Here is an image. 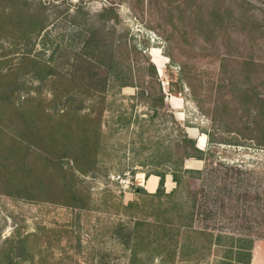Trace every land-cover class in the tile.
<instances>
[{
  "label": "rangeland",
  "instance_id": "obj_1",
  "mask_svg": "<svg viewBox=\"0 0 264 264\" xmlns=\"http://www.w3.org/2000/svg\"><path fill=\"white\" fill-rule=\"evenodd\" d=\"M110 3L118 13V20L105 22L107 39L115 44L121 36L129 47L135 45L130 62L133 68L139 67L133 74L136 82H148L150 96L133 100V106L129 99L135 91L133 87L121 88L114 97L110 93L106 96L107 100L116 98V102H121V109L130 112L131 119L127 127L108 137L116 151L103 155L104 165L92 173L78 175L77 182L88 191L93 209L79 212L58 203L26 202L0 194V264H31L29 257L1 256L3 241L17 233H36L39 226L73 229L70 238L64 236L53 241L47 250L52 259H58L64 250L71 255L67 264H128V250L111 235L110 221L112 224L119 217L101 201L126 203L135 197L132 192L135 185L152 192L146 186L153 175L145 176L149 166L141 163L148 150L138 148L139 140L171 144L182 130L204 150L209 141L202 131L213 132L212 141L216 144L215 154L209 158L212 166L217 167L215 163L221 161L232 168L239 164L245 167L239 173L236 169L229 171L224 177L232 191L224 194L227 198L230 195L226 210L204 221L196 220L193 226L248 232L255 239L254 264H264V0H0L8 10L19 7L34 12L42 5L52 47L61 38L63 42H71V34H75L72 20L76 24L100 26L96 14ZM30 42L33 52L40 50L37 37ZM154 51L160 60L158 64ZM2 52L3 57L13 58L3 38ZM49 54L45 50L42 57L48 59ZM146 57L154 64L156 77L150 75ZM20 80L23 81L18 93L20 100L27 94L44 100L51 96L47 81L33 80L29 73L21 74ZM159 92L161 106L156 101ZM152 103L158 112L150 121L146 112ZM109 116V110H104L101 120L105 125L110 124ZM3 121L8 142L19 134V128L15 120L10 125ZM140 126L143 131L139 134ZM253 136L260 142L258 145L249 139ZM184 163L190 168L203 167L201 160L189 159ZM220 182L217 179L215 186H222ZM234 182L240 185L236 187ZM198 184L196 179L187 178L185 185L196 189ZM173 186L166 174L164 190ZM232 193L240 198L234 199ZM38 237L36 246L30 249L36 258L39 255L35 248L43 249L44 235ZM140 254V259L132 264H143V253ZM216 254L211 249L208 258L202 260L190 250L183 255L186 259L181 254L173 258L153 256L144 264H205L207 260L206 264H210Z\"/></svg>",
  "mask_w": 264,
  "mask_h": 264
},
{
  "label": "trees",
  "instance_id": "obj_2",
  "mask_svg": "<svg viewBox=\"0 0 264 264\" xmlns=\"http://www.w3.org/2000/svg\"><path fill=\"white\" fill-rule=\"evenodd\" d=\"M113 7L110 3L97 12L96 17L101 21L98 27L86 26L84 22L76 24L72 20L75 34H71V42H63L61 38L52 47L42 5L37 11L28 12L19 7L8 10L0 4V39L6 40L13 52L12 59L3 57L4 52L0 54V194L26 202L58 203L79 212L95 207L88 191L77 182L78 175L92 173L104 165L103 155L116 151L108 137L127 127L131 119V113L121 109V102H116V98L107 100L106 96L110 93L114 97L121 88L133 87L130 106L150 96L148 82H136L133 74L139 67L133 68L130 62L135 45L129 47L121 36L115 44L107 39L105 22L118 20ZM32 37H37L40 44L36 52L30 42ZM45 50L50 51L48 59L42 57ZM145 60L150 75L156 77L154 64L147 57ZM23 73H29L38 82L47 81L51 96L44 100L27 94L20 100ZM180 90L181 87L176 92ZM156 101L161 106V93ZM104 110H109V125L101 120ZM157 112L158 107L153 103L149 105L147 119L151 121ZM3 120L7 125L15 120L19 128V134L8 142ZM142 131L140 126L138 133ZM202 132L209 141L205 150L196 147L183 130L171 144L140 139L138 148L148 150L141 160L149 166L144 175L157 177L155 189L147 192L135 185L132 189L135 197L126 203L101 201L104 207H112L119 217L112 224L110 221L111 235L128 250V264L140 259V252L143 264L153 256L173 258L171 256L181 254L182 259H186L183 255L190 250L198 256L203 252L198 258L206 260L211 249L217 252V258L210 264H249L255 239L248 232L193 226L196 220L204 221L226 210L230 195L227 198L224 194L232 191L224 177L229 171L236 169L239 173L245 168L240 164L232 168L221 161L215 163L217 167L209 164V158L215 154L216 141H212L213 132ZM249 139L253 144L260 143L255 136ZM130 145L132 149L133 141ZM189 159L201 160L203 167H187L184 161ZM166 174L174 183L169 191L164 190ZM187 178L196 179L198 187H186ZM217 179L222 186H215ZM233 196L236 200L240 198ZM120 218L127 221L122 222ZM243 229L245 231V227ZM41 233L43 249L35 248L39 255L36 258L30 249L36 246ZM72 233L71 226H39L36 233H17L3 241L1 256L29 257L31 264H67L71 261L67 251H61L58 259H52L47 250L53 241L64 236L68 239Z\"/></svg>",
  "mask_w": 264,
  "mask_h": 264
},
{
  "label": "crops",
  "instance_id": "obj_3",
  "mask_svg": "<svg viewBox=\"0 0 264 264\" xmlns=\"http://www.w3.org/2000/svg\"><path fill=\"white\" fill-rule=\"evenodd\" d=\"M153 178V179H152ZM153 180V184H154V187H153V190L155 189V185H156V181H157V177L155 178V176H152V177H150V179L149 180ZM253 250H254V243H253V247H252V249H251V256H250V261H249V264H254V262H255V259H256V257H255V253L253 252Z\"/></svg>",
  "mask_w": 264,
  "mask_h": 264
},
{
  "label": "bare ground",
  "instance_id": "obj_4",
  "mask_svg": "<svg viewBox=\"0 0 264 264\" xmlns=\"http://www.w3.org/2000/svg\"><path fill=\"white\" fill-rule=\"evenodd\" d=\"M157 52L154 51V61L156 62V64L160 63V60H159V57H157L158 55L156 54ZM152 177V176H151ZM156 178V177H155ZM153 179V178H152ZM150 180V183L146 186V189H148L149 191H153V187H154V184H153V180Z\"/></svg>",
  "mask_w": 264,
  "mask_h": 264
},
{
  "label": "water",
  "instance_id": "obj_5",
  "mask_svg": "<svg viewBox=\"0 0 264 264\" xmlns=\"http://www.w3.org/2000/svg\"><path fill=\"white\" fill-rule=\"evenodd\" d=\"M196 147H198V148H199V146H197V144H196Z\"/></svg>",
  "mask_w": 264,
  "mask_h": 264
}]
</instances>
